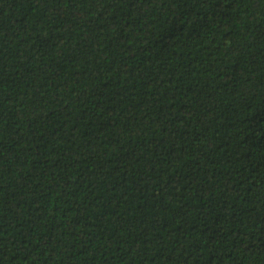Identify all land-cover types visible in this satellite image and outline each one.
I'll return each instance as SVG.
<instances>
[{
  "label": "trees",
  "instance_id": "16d2710c",
  "mask_svg": "<svg viewBox=\"0 0 264 264\" xmlns=\"http://www.w3.org/2000/svg\"><path fill=\"white\" fill-rule=\"evenodd\" d=\"M0 264H264V0H0Z\"/></svg>",
  "mask_w": 264,
  "mask_h": 264
}]
</instances>
